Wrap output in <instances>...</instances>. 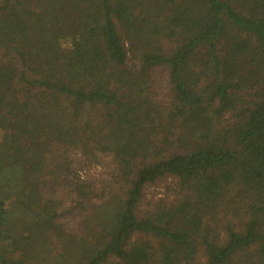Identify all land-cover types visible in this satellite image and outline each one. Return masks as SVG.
Masks as SVG:
<instances>
[{"label":"trees","instance_id":"obj_1","mask_svg":"<svg viewBox=\"0 0 264 264\" xmlns=\"http://www.w3.org/2000/svg\"><path fill=\"white\" fill-rule=\"evenodd\" d=\"M0 264H264V0H0Z\"/></svg>","mask_w":264,"mask_h":264},{"label":"rangeland","instance_id":"obj_2","mask_svg":"<svg viewBox=\"0 0 264 264\" xmlns=\"http://www.w3.org/2000/svg\"><path fill=\"white\" fill-rule=\"evenodd\" d=\"M173 183V180L168 178V179H163L159 182H157L155 185L151 186L148 191H147V197H151L152 195H157V196H165L166 194L171 192V184ZM168 187L169 189H166ZM69 223V222H68Z\"/></svg>","mask_w":264,"mask_h":264}]
</instances>
